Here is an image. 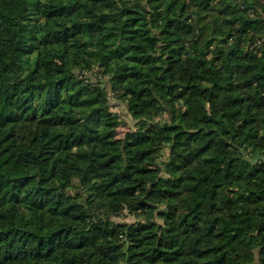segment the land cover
I'll use <instances>...</instances> for the list:
<instances>
[{
  "label": "trees",
  "instance_id": "trees-1",
  "mask_svg": "<svg viewBox=\"0 0 264 264\" xmlns=\"http://www.w3.org/2000/svg\"><path fill=\"white\" fill-rule=\"evenodd\" d=\"M0 264H264V0H0Z\"/></svg>",
  "mask_w": 264,
  "mask_h": 264
},
{
  "label": "rangeland",
  "instance_id": "rangeland-1",
  "mask_svg": "<svg viewBox=\"0 0 264 264\" xmlns=\"http://www.w3.org/2000/svg\"><path fill=\"white\" fill-rule=\"evenodd\" d=\"M114 112H116L120 118V125L117 128V136H122L125 132L130 130L133 127V120L128 115L124 106L112 108ZM124 219H131V218H124Z\"/></svg>",
  "mask_w": 264,
  "mask_h": 264
}]
</instances>
